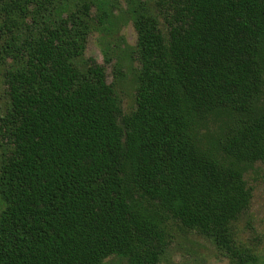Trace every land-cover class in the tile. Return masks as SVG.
<instances>
[{
	"label": "trees",
	"instance_id": "1",
	"mask_svg": "<svg viewBox=\"0 0 264 264\" xmlns=\"http://www.w3.org/2000/svg\"><path fill=\"white\" fill-rule=\"evenodd\" d=\"M167 27L165 33L159 17ZM136 107L124 112L97 33ZM0 264H159L177 228L233 264L264 162V0H0Z\"/></svg>",
	"mask_w": 264,
	"mask_h": 264
},
{
	"label": "rangeland",
	"instance_id": "2",
	"mask_svg": "<svg viewBox=\"0 0 264 264\" xmlns=\"http://www.w3.org/2000/svg\"><path fill=\"white\" fill-rule=\"evenodd\" d=\"M154 5L155 0H149ZM160 26L167 33L164 19L160 16ZM120 35L127 44L123 53V74L115 80L114 64L106 63L97 33L90 35L84 53L86 59H92L106 68L107 80L114 83L121 97L124 112L129 113L136 107V75L139 64L132 47L136 44V32L131 22L123 25ZM7 98L4 84L0 79V115L5 111ZM249 185L253 188L250 208L238 221L239 242L254 249L264 264V162L254 164L246 173ZM1 211V204H0ZM176 238L159 264H233L210 239L195 231L176 229Z\"/></svg>",
	"mask_w": 264,
	"mask_h": 264
}]
</instances>
